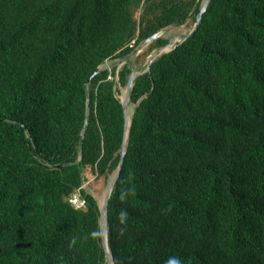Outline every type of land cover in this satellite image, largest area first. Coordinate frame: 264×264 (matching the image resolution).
Segmentation results:
<instances>
[{"label": "trees", "instance_id": "obj_1", "mask_svg": "<svg viewBox=\"0 0 264 264\" xmlns=\"http://www.w3.org/2000/svg\"><path fill=\"white\" fill-rule=\"evenodd\" d=\"M202 1L0 0V264H109L85 172L117 169L131 52L193 26ZM167 40L134 57L140 71ZM116 58L115 79L100 65ZM129 102L113 264H264V0H209Z\"/></svg>", "mask_w": 264, "mask_h": 264}, {"label": "water", "instance_id": "obj_2", "mask_svg": "<svg viewBox=\"0 0 264 264\" xmlns=\"http://www.w3.org/2000/svg\"><path fill=\"white\" fill-rule=\"evenodd\" d=\"M208 2H209V0H203L201 2L199 10H198V13H197L196 18H195V22H194L191 30L188 33H186L184 35H181V36H178L175 39H169L167 41L166 45H164L163 47L155 50L153 52V54L149 56V58L146 61V66H145L144 70L138 71V72L132 71L130 73V75H129L128 79H127L126 85H125L124 97H123L122 100H119L120 103H121V106H122L123 122H124L123 123V140H122V144H121L120 159H119V163H118L117 169L115 170V172L113 174V177L107 183L103 204H102V206L99 207V211H100L99 228H100L101 245H102L103 251L105 253V256H106L109 264H113V261H112V258H111L110 254H109L108 247H107V229H106V224H107V202H108L109 196L111 194L113 184L115 183V181H116V179H117V177L119 175V171H120L121 165H122V159H123V156H124V153H125L126 144H127V139H128V134H129V126H130V119H129V124H128L127 130H126V115H127V112H128L127 110H128L129 94H130V90H131V87H132L133 80L138 75L149 71V67H150L151 62L157 56H159L162 53H167V52L171 51L175 47V44L172 47L169 46L171 42L177 40L178 42H176V43H180L183 40H185L188 36H190L197 29L200 17L202 15V13L205 11V8H206ZM162 33H163V30L155 32L154 34H152L151 36H149L148 38L143 40L136 47V49L134 51L140 52L142 47L146 46L152 40L160 37L162 35ZM95 73H96V71L94 72V74ZM86 102L87 103L89 102V95L88 94H87V97H86Z\"/></svg>", "mask_w": 264, "mask_h": 264}, {"label": "rangeland", "instance_id": "obj_3", "mask_svg": "<svg viewBox=\"0 0 264 264\" xmlns=\"http://www.w3.org/2000/svg\"><path fill=\"white\" fill-rule=\"evenodd\" d=\"M192 28V22L190 21V19L187 20V22L184 25L178 26V27H174V26H169L166 27L163 30L162 33V37L169 39H175L178 36L184 35L186 33H188ZM167 40V41H168ZM176 41H173L170 43V47H172L174 44H176ZM137 47V46H136ZM136 47L134 48V50L136 49ZM146 46L142 47L141 51H143L145 49ZM132 51L128 60L132 62L133 64V71H140L138 65L135 63L134 61V57L139 54L140 52H136V51ZM154 52V51H153ZM153 52H151V54H149L145 60L141 61V68H144V64H146L147 59L149 58L150 55L153 54ZM127 61L126 59H121V58H116V59H110V60H106L102 65H100V68H105L108 71L111 70L112 67L115 66V79H116V72L118 71V69L123 65V63ZM116 88H118V92H117V97L119 98V100H122L124 97V92H125V87H121L119 85L116 86ZM134 110V104H132L131 102L128 101V113L131 117L132 113ZM114 174V172L112 174H110L108 177H96L89 169L86 170L85 172V179L82 183V189L84 191H86L87 193L93 195V197L96 199L98 206H102L103 201H104V197H105V191H106V186L108 181L110 180L111 176Z\"/></svg>", "mask_w": 264, "mask_h": 264}, {"label": "built area", "instance_id": "obj_4", "mask_svg": "<svg viewBox=\"0 0 264 264\" xmlns=\"http://www.w3.org/2000/svg\"><path fill=\"white\" fill-rule=\"evenodd\" d=\"M68 201L74 208H84L85 207V202L80 197L78 192H74L72 195H70V197L68 198Z\"/></svg>", "mask_w": 264, "mask_h": 264}, {"label": "clouds", "instance_id": "obj_5", "mask_svg": "<svg viewBox=\"0 0 264 264\" xmlns=\"http://www.w3.org/2000/svg\"><path fill=\"white\" fill-rule=\"evenodd\" d=\"M166 264H181V261L179 258L176 257H172L169 258L168 261L166 262Z\"/></svg>", "mask_w": 264, "mask_h": 264}, {"label": "bare ground", "instance_id": "obj_6", "mask_svg": "<svg viewBox=\"0 0 264 264\" xmlns=\"http://www.w3.org/2000/svg\"><path fill=\"white\" fill-rule=\"evenodd\" d=\"M129 119H130V115L129 113L127 112V115H126V130H127V127H128V124H129ZM113 177V175L111 176V178ZM110 178V179H111Z\"/></svg>", "mask_w": 264, "mask_h": 264}]
</instances>
